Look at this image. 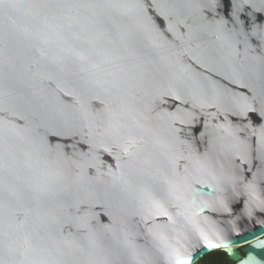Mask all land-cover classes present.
<instances>
[{"label":"water","instance_id":"1","mask_svg":"<svg viewBox=\"0 0 264 264\" xmlns=\"http://www.w3.org/2000/svg\"><path fill=\"white\" fill-rule=\"evenodd\" d=\"M215 250L264 264V0H0V264Z\"/></svg>","mask_w":264,"mask_h":264},{"label":"trees","instance_id":"2","mask_svg":"<svg viewBox=\"0 0 264 264\" xmlns=\"http://www.w3.org/2000/svg\"><path fill=\"white\" fill-rule=\"evenodd\" d=\"M228 257L223 250H215L205 254L196 264H229Z\"/></svg>","mask_w":264,"mask_h":264},{"label":"rangeland","instance_id":"3","mask_svg":"<svg viewBox=\"0 0 264 264\" xmlns=\"http://www.w3.org/2000/svg\"><path fill=\"white\" fill-rule=\"evenodd\" d=\"M235 249V251H238L239 250V248L238 247H236V248H234Z\"/></svg>","mask_w":264,"mask_h":264},{"label":"flooded vegetation","instance_id":"4","mask_svg":"<svg viewBox=\"0 0 264 264\" xmlns=\"http://www.w3.org/2000/svg\"><path fill=\"white\" fill-rule=\"evenodd\" d=\"M229 264H231V263H229Z\"/></svg>","mask_w":264,"mask_h":264}]
</instances>
